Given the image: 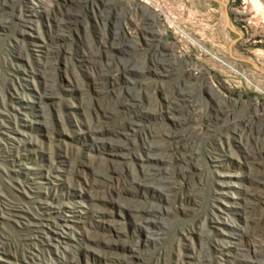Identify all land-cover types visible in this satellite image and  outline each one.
Wrapping results in <instances>:
<instances>
[{"label":"rangeland","instance_id":"374dc122","mask_svg":"<svg viewBox=\"0 0 264 264\" xmlns=\"http://www.w3.org/2000/svg\"><path fill=\"white\" fill-rule=\"evenodd\" d=\"M223 1L264 69V0ZM236 38L214 0H0V264H264Z\"/></svg>","mask_w":264,"mask_h":264},{"label":"water","instance_id":"95a60500","mask_svg":"<svg viewBox=\"0 0 264 264\" xmlns=\"http://www.w3.org/2000/svg\"><path fill=\"white\" fill-rule=\"evenodd\" d=\"M214 1H217V2L221 3V4L224 6V8H225V19H226V21H227V25L229 26V28H230L233 32H235V33H237V34L239 35V38L233 39V40L231 41L230 45H229L230 55H231L232 57L236 58V59H239V60H242V61H245V62H248V63H251V64L256 65V67H257L256 69H258V70H260V71H262V72L264 73V69H262L261 67H259V65H258L256 62H254V61H252V60H249V59H247V58H245V57H238V56H235V55H234L233 50H232V47H233V45H234L235 43H237V41H239V39L241 38V34H240V32H239L237 29H235V28L232 26V24H231L230 13H229V11H228V9H227V3H226L225 1H223V0H214ZM253 67H254V66H253Z\"/></svg>","mask_w":264,"mask_h":264},{"label":"bare ground","instance_id":"6f19581e","mask_svg":"<svg viewBox=\"0 0 264 264\" xmlns=\"http://www.w3.org/2000/svg\"><path fill=\"white\" fill-rule=\"evenodd\" d=\"M255 1V0H254ZM257 1V2H256ZM255 1V5H254V7H253V9L254 10H256V11H258V13H260V11L262 10V7H261V2H259L258 0H256ZM264 6V5H263ZM226 23H227V21H226ZM178 27V26H177ZM179 28V27H178ZM180 30H181V28H179ZM182 31V30H181ZM190 36V35H189ZM194 41V40H193ZM255 68H257L256 67V65H254V64H252ZM210 88H211V90L215 93V94H217V95H219V96H224L221 92H220V90L217 88V87H215L212 83L210 84ZM227 186H229V187H239L237 184H235V183H228L227 184ZM230 194V195H229ZM228 195L230 196V197H232V198H234L235 199V196L233 195V192H230ZM234 203L235 202H228V205H230V206H234Z\"/></svg>","mask_w":264,"mask_h":264}]
</instances>
